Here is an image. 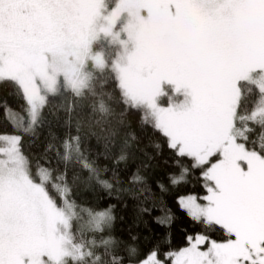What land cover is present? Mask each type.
Wrapping results in <instances>:
<instances>
[{
  "label": "snow or ice",
  "instance_id": "snow-or-ice-1",
  "mask_svg": "<svg viewBox=\"0 0 264 264\" xmlns=\"http://www.w3.org/2000/svg\"><path fill=\"white\" fill-rule=\"evenodd\" d=\"M0 115V264H264V0H0Z\"/></svg>",
  "mask_w": 264,
  "mask_h": 264
},
{
  "label": "trees",
  "instance_id": "trees-1",
  "mask_svg": "<svg viewBox=\"0 0 264 264\" xmlns=\"http://www.w3.org/2000/svg\"><path fill=\"white\" fill-rule=\"evenodd\" d=\"M8 103L15 107V101L12 98H8ZM3 126V116L0 115V127ZM46 130L41 132L39 139L36 141L35 145L32 148V151L40 152L43 149V144L45 142ZM143 146V145H142ZM150 150V149H149ZM165 171L164 167L161 165L159 169H156L157 174L163 175ZM190 188L195 187L198 190V185H189ZM95 202V201H93ZM117 222L115 226V234L118 237H122L125 240L128 239L130 234H139L143 240V237L150 235L151 231L159 233L161 230L156 228L155 225H152L149 222V227L146 228L143 224L137 227L134 223L135 209L131 201L128 203V207L125 208L122 205L118 206L116 209ZM120 217H123L121 220ZM172 239L174 244H180L183 241V224L178 223L171 232Z\"/></svg>",
  "mask_w": 264,
  "mask_h": 264
}]
</instances>
